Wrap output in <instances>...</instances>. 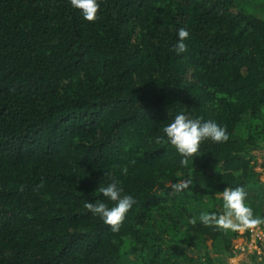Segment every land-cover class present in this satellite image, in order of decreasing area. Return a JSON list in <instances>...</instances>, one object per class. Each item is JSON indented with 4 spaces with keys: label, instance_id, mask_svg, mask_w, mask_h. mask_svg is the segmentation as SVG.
Returning <instances> with one entry per match:
<instances>
[{
    "label": "trees",
    "instance_id": "obj_1",
    "mask_svg": "<svg viewBox=\"0 0 264 264\" xmlns=\"http://www.w3.org/2000/svg\"><path fill=\"white\" fill-rule=\"evenodd\" d=\"M99 2L90 23L70 0H0V264H230L245 232L199 217L242 187L264 219V0ZM181 113L228 141L182 165L156 142ZM113 176L136 201L118 233L84 207L114 206Z\"/></svg>",
    "mask_w": 264,
    "mask_h": 264
},
{
    "label": "clouds",
    "instance_id": "obj_2",
    "mask_svg": "<svg viewBox=\"0 0 264 264\" xmlns=\"http://www.w3.org/2000/svg\"><path fill=\"white\" fill-rule=\"evenodd\" d=\"M70 4L74 9L80 11L85 21L96 23L100 19L99 0H70ZM177 37L174 51L177 54L186 52L184 41L189 37V32L185 28H180ZM163 133L164 136L157 137L156 142L170 143L182 157L181 164L184 166L192 162L194 157L199 156L200 147L204 141L224 143L229 139L226 129L215 122L190 118L183 113L176 115L172 122L163 128ZM131 163L134 164L135 161ZM122 172L127 174V165L123 166ZM190 184H192L191 180H184L173 187L177 191H182L188 189ZM21 191H23V187H21ZM98 191L107 200L113 202L114 206L109 207L104 201L97 200L95 203L85 202L84 207L94 216L100 217L106 225L110 226L112 232L118 233L125 221L126 214L136 201L131 195L122 194L123 189L119 187V181L115 176L107 186L100 185ZM218 195L223 201L224 211L220 215L201 213L199 219L205 227L214 226L225 230V232H244L264 224V219L254 216L252 208L246 203L247 193L242 187L225 188ZM191 223L195 224L196 219L193 218Z\"/></svg>",
    "mask_w": 264,
    "mask_h": 264
},
{
    "label": "built area",
    "instance_id": "obj_3",
    "mask_svg": "<svg viewBox=\"0 0 264 264\" xmlns=\"http://www.w3.org/2000/svg\"><path fill=\"white\" fill-rule=\"evenodd\" d=\"M244 232L245 235L239 237L240 239L239 241L237 240V243L235 241L236 254H242L244 258L248 254H251L249 264H264V224ZM230 264L240 263L235 262Z\"/></svg>",
    "mask_w": 264,
    "mask_h": 264
},
{
    "label": "rangeland",
    "instance_id": "obj_4",
    "mask_svg": "<svg viewBox=\"0 0 264 264\" xmlns=\"http://www.w3.org/2000/svg\"><path fill=\"white\" fill-rule=\"evenodd\" d=\"M253 154H255L256 156V166H255V169L257 171L260 172V178L264 181V151L263 150H256V151H253ZM240 238H237L236 239V243L239 241ZM238 240V241H237ZM251 254H248L244 259H242L240 262H237L235 260L239 259V255L238 257L236 256V258L234 259L233 258V262L232 263H240V264H249Z\"/></svg>",
    "mask_w": 264,
    "mask_h": 264
},
{
    "label": "crops",
    "instance_id": "obj_5",
    "mask_svg": "<svg viewBox=\"0 0 264 264\" xmlns=\"http://www.w3.org/2000/svg\"><path fill=\"white\" fill-rule=\"evenodd\" d=\"M239 255V259L235 260L237 262H240L242 259H244V256L242 254H236L235 256H233L232 258L229 259V262L232 263L233 262V258L235 259L236 256L238 257Z\"/></svg>",
    "mask_w": 264,
    "mask_h": 264
}]
</instances>
